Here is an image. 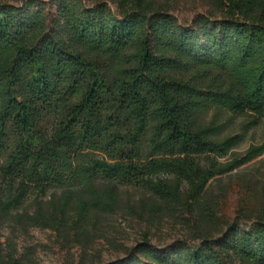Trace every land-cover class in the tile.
<instances>
[{"label":"trees","instance_id":"trees-1","mask_svg":"<svg viewBox=\"0 0 264 264\" xmlns=\"http://www.w3.org/2000/svg\"><path fill=\"white\" fill-rule=\"evenodd\" d=\"M115 2L0 0V216L31 202L32 225L84 238L135 186L141 213L188 235L145 234L100 264H264V173L235 218L212 188L264 154L233 152L264 125V0H210L184 22L160 0ZM0 264L31 262L0 245Z\"/></svg>","mask_w":264,"mask_h":264},{"label":"rangeland","instance_id":"rangeland-1","mask_svg":"<svg viewBox=\"0 0 264 264\" xmlns=\"http://www.w3.org/2000/svg\"><path fill=\"white\" fill-rule=\"evenodd\" d=\"M11 3H22L24 0H6ZM115 8V0H109ZM175 14L180 21L191 20L199 13L207 12L210 0H160ZM208 119L214 118V112L208 114ZM229 119V117H226ZM241 118L223 123L225 134L234 126L239 131ZM230 128V129H229ZM232 130V131H234ZM264 144V125L251 128L245 139L234 148L238 155L246 153L251 145ZM226 156L222 160H227ZM264 173V154L250 163L235 169L229 175H223L212 183L213 192L220 197L222 213L235 218L241 195H248L254 187L253 172ZM246 176V180L242 177ZM62 190L50 191L46 194L45 203L48 213H52L51 200L62 197ZM120 205L117 211L101 213L97 224H92L87 237H81L72 227L62 230L50 227L32 225L26 215L34 214L31 202L19 213L10 216H0V245L5 251L9 246L16 248L18 256L30 260L31 264H100L121 258L128 248L135 246L148 234L156 245L170 244L175 239L186 238L188 229L170 215H163L158 222H151L148 213H141L143 200L149 197L143 189L135 186L120 188ZM247 202V207L252 205ZM136 211V213L133 212ZM143 216H140V215ZM25 216L21 219V216Z\"/></svg>","mask_w":264,"mask_h":264}]
</instances>
